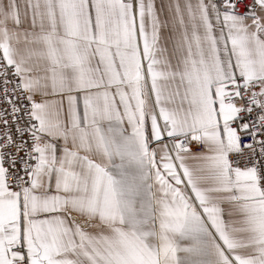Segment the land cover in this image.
<instances>
[{
    "label": "snow or ice",
    "instance_id": "1",
    "mask_svg": "<svg viewBox=\"0 0 264 264\" xmlns=\"http://www.w3.org/2000/svg\"><path fill=\"white\" fill-rule=\"evenodd\" d=\"M0 264H264V0H0Z\"/></svg>",
    "mask_w": 264,
    "mask_h": 264
}]
</instances>
